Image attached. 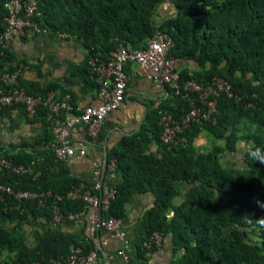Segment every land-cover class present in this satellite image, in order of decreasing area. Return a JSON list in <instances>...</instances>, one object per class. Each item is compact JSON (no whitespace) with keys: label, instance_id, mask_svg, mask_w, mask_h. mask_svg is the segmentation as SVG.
Wrapping results in <instances>:
<instances>
[{"label":"trees","instance_id":"obj_1","mask_svg":"<svg viewBox=\"0 0 264 264\" xmlns=\"http://www.w3.org/2000/svg\"><path fill=\"white\" fill-rule=\"evenodd\" d=\"M5 1L0 0V31L5 28ZM37 1L42 26L52 34L73 36L88 50L87 59L106 60L119 44L143 49L146 41L162 32L173 42L168 55L197 67L190 71L177 65L182 84L194 80L207 86L218 77L231 86V96L219 92L213 97L218 113L201 124L191 123L176 144H162L159 112L180 119L190 104L170 95L147 115L136 133L122 136L107 150V162L115 161L122 181L115 186V198L104 215L125 220V205L134 195L153 197L152 206L139 219L126 264L150 262L160 249L152 241L154 234L161 235L162 245L175 256L167 264H264V226L256 221L264 218V209L256 203H264V164L248 155L250 150L264 149V0H174L176 16L161 24L154 19L163 0ZM11 61L6 51L0 57V69L14 70ZM80 69L87 85L97 89L87 62ZM19 86L33 95L56 89L25 85L21 80ZM11 108L24 112L20 106L0 112ZM46 115L47 110L40 109L30 121L48 126ZM202 135L211 140V148L196 146ZM50 139L45 135L27 151L0 149V156L14 165H29L38 155L45 156L38 177L1 168L0 182L14 191H51L63 196L58 206L65 223L69 214L84 209V202L65 197L83 181L70 175L67 163H54L42 150ZM239 141L249 145L243 154L245 167L225 168L220 155L235 153ZM178 198L180 202L175 203ZM52 216L51 200L39 207L35 201L7 197L6 206H0V264H52L51 260L68 257L76 248L83 254L94 249L85 219H81L85 233L80 239L64 232L62 224H53ZM101 233L97 235L103 253H97V261L105 264Z\"/></svg>","mask_w":264,"mask_h":264},{"label":"built area","instance_id":"obj_2","mask_svg":"<svg viewBox=\"0 0 264 264\" xmlns=\"http://www.w3.org/2000/svg\"><path fill=\"white\" fill-rule=\"evenodd\" d=\"M3 7L6 15L5 28L0 31V57L5 55L10 38L49 33V30L42 26L43 14L37 0H6ZM172 44V39L166 33L157 32L146 41L143 49L133 50L127 45L119 44L106 60L90 57L87 70L97 84L96 94L100 104L87 105L82 109H75L69 93L60 96L50 90L44 95L29 94L24 87L19 86L22 74L28 69L25 65L16 66L12 71L3 70L0 73V109L20 106L28 119L34 118L40 109L47 110L46 120L51 127V139L42 150L53 157L54 163H67L72 157H84L87 153L84 144H74L71 141V132L80 126L90 141L99 139L104 120L123 103L130 81L127 67L134 64L140 76L152 83L166 86L169 96L180 97L190 104V110L180 119L174 118L172 113L167 111L159 112L158 123L162 129L160 140L163 145L172 146L176 144L178 135L191 123L201 124L218 113L217 101L213 97L219 92L231 96L230 84L218 77L212 78L207 86L194 80L182 84L177 69L179 60L168 55ZM44 161L45 156L38 155L29 165H14L11 159L0 156V169H9L15 174L34 173L35 178L40 175ZM115 169L114 160L107 162L105 169L98 167L93 172L90 184L82 182L65 195L66 199L84 202V209L80 213L69 214L66 219L70 222L85 219L87 231L93 238L94 249L88 254H83L80 248H76L68 257L51 260L52 264H96L97 253L102 252L97 235L99 230H103L109 238L118 243L117 254L125 261L128 260L132 245L124 231L123 221L104 215L116 195L115 187L104 188V177L107 173H115ZM7 197L17 202L35 201L39 207H44L47 200H51L52 223L61 225L63 222L58 206L63 196L59 194L51 191H14L0 182V206H6ZM156 235H153L152 240L155 243Z\"/></svg>","mask_w":264,"mask_h":264},{"label":"crops","instance_id":"obj_3","mask_svg":"<svg viewBox=\"0 0 264 264\" xmlns=\"http://www.w3.org/2000/svg\"><path fill=\"white\" fill-rule=\"evenodd\" d=\"M176 13L174 0H163L156 8L155 23L161 24L175 17ZM6 51L12 56L9 66H27L28 69L24 71L20 79L25 85H35L38 88L56 86V89L52 91L60 96L69 93L75 109L100 104L97 99V89L87 85L80 69L88 60V50L73 36L49 32L46 35L30 34L25 38L13 37L8 39ZM178 66L180 69L197 70L195 64L189 61H181ZM127 68L130 81L125 98L118 110L110 113L104 120L99 139L90 141L85 130L80 126L71 132V141L74 144L82 143L87 148L86 156H74L67 162L70 175L83 182L91 183L93 172L98 167L103 168L107 150L114 147L122 136L136 133L145 123L147 115L169 99V90L166 86L152 83L140 76L134 64ZM3 70L0 69V73ZM48 134L51 136L49 124L45 126L40 121L31 122L19 108L0 112V149L8 152H16L20 149L27 151V147L32 149L37 141ZM121 181L122 176L119 173H107L104 177V188L115 187ZM152 203V195L136 194L125 205L126 219L122 221H124L126 236L131 243L141 215L152 206ZM61 227L70 235L84 238L83 220L65 222ZM100 235L103 247L108 252L105 254L109 258V263L126 264V261L117 254L118 243L105 233ZM154 257L155 255L149 259V263H146L152 264L151 260ZM156 262L158 263L157 260ZM156 262L154 261L153 264Z\"/></svg>","mask_w":264,"mask_h":264},{"label":"rangeland","instance_id":"obj_4","mask_svg":"<svg viewBox=\"0 0 264 264\" xmlns=\"http://www.w3.org/2000/svg\"><path fill=\"white\" fill-rule=\"evenodd\" d=\"M195 144H196V146H200V147L203 146V147H205L207 149L211 148V146H212L211 140L205 135L200 136L196 140ZM217 144L218 145H222V142L218 141ZM248 148H249V145H245L244 143L239 141L238 145H237V151L235 153L227 152V153H222L220 155L221 164L225 168H232V169H236V170L243 169L245 167V164L243 163V154ZM179 202H180V198L175 200V203H179ZM30 230L31 229L29 227H27V232L28 233H30ZM133 239H134V235L132 236L131 240L133 241ZM155 240L157 241L156 244L160 247V249H159L158 253L155 255V257L152 258V260H151L152 264H153L154 261L156 262V260L158 261V263L167 264L175 256H174V254H172L170 252L169 248L167 247V245L165 243H164V245H162V237H161L160 234H157L155 236ZM28 243H29L30 246L34 245V242L31 241V240H28ZM132 251L133 250L131 249V252ZM131 252L129 253V255L132 254ZM4 256H6V254ZM158 263L156 262V264H158ZM96 264H102V263L100 261H97Z\"/></svg>","mask_w":264,"mask_h":264},{"label":"clouds","instance_id":"obj_5","mask_svg":"<svg viewBox=\"0 0 264 264\" xmlns=\"http://www.w3.org/2000/svg\"><path fill=\"white\" fill-rule=\"evenodd\" d=\"M248 155L251 159L255 160L256 162L264 164V149L256 148L255 150H250ZM256 203L258 207L264 209V203L260 201H256ZM256 221L261 226H264V218L257 219Z\"/></svg>","mask_w":264,"mask_h":264},{"label":"water","instance_id":"obj_6","mask_svg":"<svg viewBox=\"0 0 264 264\" xmlns=\"http://www.w3.org/2000/svg\"><path fill=\"white\" fill-rule=\"evenodd\" d=\"M106 164H107V155H105V157H104V164H103V168L105 169V167H106ZM104 259H105V263L106 264H110L109 263V258H108V256L106 255V254H104Z\"/></svg>","mask_w":264,"mask_h":264}]
</instances>
